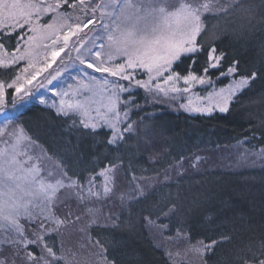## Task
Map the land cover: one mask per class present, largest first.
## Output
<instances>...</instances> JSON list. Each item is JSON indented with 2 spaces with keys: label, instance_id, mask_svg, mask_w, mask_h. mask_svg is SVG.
I'll list each match as a JSON object with an SVG mask.
<instances>
[{
  "label": "trees",
  "instance_id": "1",
  "mask_svg": "<svg viewBox=\"0 0 264 264\" xmlns=\"http://www.w3.org/2000/svg\"><path fill=\"white\" fill-rule=\"evenodd\" d=\"M228 2L225 9L204 13L203 31L197 40L203 51L196 54L192 65L199 73L207 64L208 50L214 47L224 58L218 69L209 70L208 76L219 77V85L229 80V75L220 73L234 61L239 62L238 73L231 77L257 73L232 98L227 112L190 114L160 105L147 106L133 112V117L140 118L138 131L124 133L123 140L114 145L108 143L109 128L79 130L72 117L58 115L54 108L39 102L25 105L14 120L79 182L88 175L97 176L99 170L112 163L120 164L131 179L133 174L162 172L206 148L240 142L251 150L262 148L264 0H239L238 5L236 0ZM4 40L11 49L15 41L8 37ZM190 65L191 59L184 56L176 70L183 74ZM132 94L137 103L144 99L140 89ZM124 203L112 222L93 223L88 228L101 250V258L108 264H174L166 249L149 233L150 224L155 222L164 227L166 236L182 234L186 242L208 245L223 241L211 249L205 247L207 264H243L248 250L264 243V164L193 169ZM23 225L29 228L27 223ZM45 239L59 257V232Z\"/></svg>",
  "mask_w": 264,
  "mask_h": 264
},
{
  "label": "snow or ice",
  "instance_id": "2",
  "mask_svg": "<svg viewBox=\"0 0 264 264\" xmlns=\"http://www.w3.org/2000/svg\"><path fill=\"white\" fill-rule=\"evenodd\" d=\"M237 5L239 0H236ZM83 13L87 19L83 23H76L67 26V31L61 36V30L65 24L59 23L58 19L70 15L67 9L77 10ZM175 10L169 11L165 7H154L151 0H139L138 5L131 3V0H55L48 3L47 0H0V51L11 52L4 60H0V68L8 72L17 73L9 81L0 80V124L7 126L15 118V113L5 110L4 101L8 97V90H11L13 97L20 93L30 95L26 91V85H30L43 71L51 67V62L65 52L68 41L78 31L88 28L90 24L97 22L99 12L100 26L104 30L108 41L107 51H104L105 44H93L85 53H80L84 45L80 43L74 50L79 53L77 59L84 66L85 76L88 77L83 84L85 90L103 88L109 93L111 107L104 115H91L88 105L81 99L61 100L57 106V114L64 116H78L82 129L95 132L98 124L101 127L111 129L110 145L123 140L124 133L131 130V124L125 125L123 131L120 128V112L118 105L123 102L125 107L129 106L132 97V87L142 88L154 95L158 93H188L191 87L196 84L204 85L211 82L208 76L210 69H218L224 58L223 53L217 54L216 49L210 48L207 55V64L199 71L194 70L192 65L196 63V54L203 51L197 43V38L203 31L201 21L202 9L209 11L208 4L180 3L179 6L170 5ZM66 9L61 13L60 9ZM111 9V11H106ZM50 16V22L41 23L45 17ZM146 16H152L153 23L150 26H141L140 21ZM101 39L100 33H97ZM4 37L14 40L11 49H6ZM63 40V46L50 52L51 62L34 71L30 77L24 74L29 68L35 69L40 57L38 49L49 48L45 41H50L54 46L58 41ZM23 48V51H22ZM102 52L104 53L102 57ZM16 53H20L16 55ZM187 56L191 59V65L182 74L177 71L181 58ZM47 60V55H45ZM27 60V66L17 69L15 65L20 61ZM238 61L233 62L226 72L221 76L238 73ZM88 70H91L89 72ZM95 73L116 78L97 80ZM147 77L138 79L137 76ZM257 76L256 72L247 77H239L227 90L221 89L219 93L208 97L211 103L202 107L192 105L189 100L184 105L187 111H195L211 114L213 110L227 112L232 98L237 92L242 91L251 80ZM55 77H53L54 79ZM23 80V83H21ZM120 81L126 83H120ZM51 83V80H49ZM184 87L181 88L180 84ZM121 93H128V96L121 98ZM69 95V94H65ZM14 103V100L11 101ZM40 103H44L41 100ZM134 103V101H132ZM127 118V112H124ZM3 129H0V133ZM15 137V144L12 150L0 151V185L8 189V195L0 192V218L9 222L16 233L15 236L5 237L0 240V264H62V257H57L53 247L46 242V237L56 232L60 225L68 222L71 213H66L61 220L53 211L58 202L57 193L61 189L75 187L77 199L84 200L87 196L107 197L112 191L114 176V163L107 164L99 173L102 177L103 186L101 191H94L97 187L95 178H88V186L73 181L64 173L61 177L48 180L40 176V168L37 165L24 167L28 160L21 161L17 158L16 145L23 140L22 130H13L10 133ZM49 176L52 174L49 173ZM68 181V183H65ZM20 193L19 196L12 194V188ZM27 198V199H25ZM23 216L29 225L27 234L24 225L19 223ZM74 219L78 220L76 216ZM223 241H211L205 247L211 249L215 244ZM203 252V248L197 249ZM247 259L243 264H264V243H261L255 250L249 249L246 253ZM53 259L50 261L49 258Z\"/></svg>",
  "mask_w": 264,
  "mask_h": 264
},
{
  "label": "rangeland",
  "instance_id": "3",
  "mask_svg": "<svg viewBox=\"0 0 264 264\" xmlns=\"http://www.w3.org/2000/svg\"><path fill=\"white\" fill-rule=\"evenodd\" d=\"M226 0H151L154 7H165L167 10L172 11L175 8L170 7V5L179 6L180 3H194V4H208L209 11L212 9H225L227 6ZM48 3H54L55 0H47ZM94 2H100V0H94ZM107 2V0H105ZM134 5L139 4V0H131ZM106 11H111L107 9ZM201 21L203 22V9ZM60 12L63 13L65 10L62 8ZM70 15H65L58 19V24H65V28L61 30V36L67 31V26L74 25L76 23H83L87 17L77 10L67 11ZM42 24L50 22V16H45L41 21ZM153 23L152 16H146L145 19L140 21L141 26H150ZM100 33L103 36L101 39L97 36ZM202 33V32H201ZM198 40V38H197ZM49 44V48L38 49L40 57L37 61V67L35 69L29 68V72L24 74L26 77H30L34 71L39 70V68L45 66L47 63L51 62L50 52L61 46H63V40L57 42L56 45L52 46L50 41H45ZM80 43H83V47L80 48V53H85V58L91 59L92 57L87 56V49L93 44L99 45L100 43L105 44L104 51H107L108 41L104 30L100 26L99 12L97 13V22L95 24H90L88 28H84L78 31L77 34L70 38L68 41L67 48L65 52L61 53L55 60L51 62V67H48L46 71L41 72V74L33 80L30 85H26V91L30 92V95H25L20 93L13 97L11 90H8V97L4 101L5 110H11L15 113V116L22 110L25 105L31 102H39L44 100L43 105L54 108L57 111V106L60 104L61 100L68 99H81L89 107L91 115L96 117L99 113L104 115L107 110L111 107L109 103V93L101 88H95L92 90H85L83 84L87 82L88 77L85 76L84 66L80 64L77 59L79 53H77L74 48L79 47ZM6 47V45H5ZM6 49H9L6 47ZM10 50V49H9ZM23 51V48H22ZM20 53H16L19 55ZM11 52L0 51V60H4L6 56H10ZM45 55H47V60H45ZM104 53L102 52V57ZM28 61H20L19 64L15 65L17 69L27 66ZM91 72V70H88ZM4 72L5 69L0 68V80L9 81L17 73L10 72L7 76ZM97 80L108 79L109 81L116 78L108 77L106 75L95 73ZM229 80L225 84L219 85L217 83L219 77L211 78L210 83L204 85L196 84L191 87V91L188 93H171L163 94H153L142 88L132 87V93L137 89H140L144 95L142 102H135L136 96L132 94L131 101H129V106L126 108L125 104L121 102L118 105L120 112V128L123 131L125 125L131 124L130 131H138L139 117H133V112L147 106L160 105L168 110L174 111H184L190 114H207L195 111H187L184 107L189 100L192 101L193 106L202 107L206 104L211 103L208 97L219 93L221 89L225 91L227 88L234 83L238 78H233L228 74ZM7 76V77H6ZM53 77H55L53 79ZM138 79H146L147 77L137 76ZM51 80V83H49ZM23 83V80H21ZM120 83H126L120 81ZM180 87L183 88L184 85L181 83ZM69 95H65V94ZM238 93V92H237ZM121 98L128 96V93H121ZM14 100V103L11 101ZM134 101V103H132ZM127 112V118H124V112ZM219 111L218 109L213 110V112ZM153 112V111H152ZM150 112V113H152ZM74 120L77 121L76 127L82 130L79 124V117L72 116ZM101 126L98 124L97 128ZM106 127V126H105ZM108 128V127H107ZM0 129L3 132L0 133V151H11L13 145L15 144V137L11 136L10 133L15 130L23 131V140L19 145H16V152L18 153L17 158L21 161L28 160V163L24 167H31L37 165L40 168V176L48 180H52L56 177H61L64 173L68 177H71L73 181L85 186H88V178L94 177L95 184L94 191H101L103 186L102 177L99 173L104 169L102 168L97 172V176L88 175L84 181L79 182L68 174L60 163L56 162L52 156H50L47 150L43 147L42 143L35 138H32L24 129V126L15 120L9 123L7 126L0 124ZM111 130V129H110ZM156 160L157 157L153 156ZM264 164V146L258 150H251L250 148L244 146L241 142L230 146H222L218 148H206L199 150L189 157L181 159L179 162L173 164L172 166L166 168L164 171L153 174H137L132 175L131 179L125 176L122 166L116 164L114 169V176L112 182V191L105 197L101 195L100 197L87 196L86 199H77L75 187H69L61 189L57 193L58 202L54 206L53 211L57 217L61 220L64 219L66 213H71L69 220L71 223H64L59 226L56 232H59L60 240L62 245V253L59 257H62V264H108L101 258V250L97 245L96 241H93L91 235L89 234L88 228L91 224L109 223L118 216L122 207L125 205L124 202L128 203L135 197L144 195L152 191L156 186L164 184L166 182H171L177 177L188 173L193 169L202 170L208 167H230V168H242V167H253L260 166ZM52 175L49 176L48 174ZM68 183V181H65ZM12 188V194L14 196H19L20 193L14 188V186H9ZM0 192H3L5 196L8 195V189L0 185ZM3 198V197H0ZM27 199V198H25ZM124 204V205H123ZM122 205V206H121ZM78 216L79 219L76 220L74 217ZM88 216V217H87ZM87 217V218H86ZM86 219V220H85ZM20 224H25V217L21 216L19 218ZM149 233L153 237L156 243L166 249V252L171 257L174 264H207L205 261V245L202 242L190 243L184 241V236L181 234L175 236H166L164 232V227L159 223H151L149 226ZM27 230L25 232L27 234ZM16 233L11 228L9 222L3 221L0 218V240L5 237L15 236ZM203 248V252L197 251V249ZM52 260V257L49 258Z\"/></svg>",
  "mask_w": 264,
  "mask_h": 264
}]
</instances>
